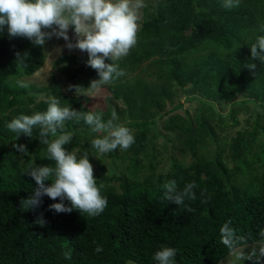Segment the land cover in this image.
I'll return each instance as SVG.
<instances>
[{
	"label": "trees",
	"instance_id": "16d2710c",
	"mask_svg": "<svg viewBox=\"0 0 264 264\" xmlns=\"http://www.w3.org/2000/svg\"><path fill=\"white\" fill-rule=\"evenodd\" d=\"M145 2L138 43L118 61L126 74L107 85L123 106L109 98L106 108H93L57 84L38 98L48 87L18 82L43 67L47 41L39 47L10 38L6 29L0 34V264H156L153 256L162 246L177 250L176 264H221L233 253L222 242V228L244 237L246 245L264 243V65L250 59L249 49L264 35L259 31L264 0H240L231 9L223 8L222 0ZM17 52L27 53L23 64L16 62ZM87 59L86 52L65 49L54 63L69 81L89 85L99 77ZM249 63L257 64L254 73L245 67ZM183 94L199 101L193 113L182 110ZM51 96L77 111L101 113L105 121L115 110L135 134L128 150L102 155L91 147L98 134L83 120L66 122L73 139L65 147L87 152L100 170L95 178L108 206L97 217L76 210L56 213L48 206L59 200L47 196L37 209L20 207L36 187L25 172L54 162L39 129L16 139L6 125L20 114L46 110ZM241 112H251L250 128L221 135L241 123ZM159 134L181 154L172 155L168 166L160 158ZM15 143L26 145L29 155L18 153ZM170 180L181 190L195 181L196 200L184 206L166 200L163 185ZM41 213L44 226L35 223Z\"/></svg>",
	"mask_w": 264,
	"mask_h": 264
},
{
	"label": "clouds",
	"instance_id": "9594fccd",
	"mask_svg": "<svg viewBox=\"0 0 264 264\" xmlns=\"http://www.w3.org/2000/svg\"><path fill=\"white\" fill-rule=\"evenodd\" d=\"M239 3L240 0H222L221 6L231 9L238 7ZM146 7L145 0H0V34L6 29L10 38H26L39 47H43L52 37L62 38L66 42L64 47L69 51L79 49L86 52V66L94 69L99 77L90 82L88 89L99 94L104 86L111 85L126 74L118 61L127 57L138 43L142 10ZM70 28L77 36L75 43L68 35ZM259 31L264 33V24ZM249 49L250 59L264 65V35H257ZM26 58L27 53H16V62L23 64ZM245 67L254 73L257 64L249 63ZM18 85L27 87L24 81H19ZM80 88L69 85L67 90L74 89L77 93ZM73 120H83L93 133L98 134L91 140V147L99 154H108L117 149L126 151L135 143L133 130L119 122L115 110L105 121L101 113L77 111L70 104H62L57 96L48 98L44 111L14 117L7 123V129L17 134L16 139L21 134L32 137L33 130L39 129L40 143L46 146L48 159L54 162V166L35 165L25 172L36 184L33 194L20 201V207L25 211L39 208L44 196L53 201L59 200L48 206L56 213L76 210L89 217H97L107 208L104 186L97 183L90 155L87 152L80 154L76 150L69 151L65 147L73 139V133L65 131V125ZM12 146L18 153L29 155L26 145L15 143ZM197 187L193 181L181 190L175 180H170L163 185L164 198L177 206H184L186 200H196L194 189ZM205 192L201 190V196ZM35 223L40 226L46 224L43 213ZM221 233L222 242L233 251L237 260L264 264V246L258 251L253 248L245 252L247 242L244 237H236L231 229L226 228H222ZM241 241L243 245H240ZM95 251L100 252L102 248L97 247ZM176 255L174 247L162 246L154 253L153 260L156 264H176ZM65 256L71 258L70 253Z\"/></svg>",
	"mask_w": 264,
	"mask_h": 264
},
{
	"label": "rangeland",
	"instance_id": "374dc122",
	"mask_svg": "<svg viewBox=\"0 0 264 264\" xmlns=\"http://www.w3.org/2000/svg\"><path fill=\"white\" fill-rule=\"evenodd\" d=\"M150 1H156V0H150ZM142 12H143V10H142ZM143 15H144V13H143ZM142 19H143V17H142ZM68 35H69L71 41L73 43H75L77 36H76L74 30L71 31L69 29ZM65 43L66 42L62 38L57 39L56 37H52L50 40H48L46 43V48H45V53L47 55V59L43 65V67L31 76L21 77L20 81L26 82L27 85H37V86H42V87H48L45 90H41L40 92H37L39 94L38 98H41V96L44 97V95L47 94L46 93L47 91H51L52 90V87H51L52 84H57L60 87L61 91L80 97L83 102H88L89 105L92 106L93 108H106L107 105L109 103H111L109 98H112L113 101H115L118 105L123 106V100L119 99L117 97L113 98L112 97L113 95L108 90L107 85L103 87L102 91L99 94H96V93H93L92 91H90L88 89L90 84L89 85L77 84V83H73V82L69 81L66 78V75L61 71L60 65H56L54 63L55 58L58 56V54L62 53L65 49H67L66 47H64ZM57 49H62V51H58ZM150 61H148L146 64H149ZM134 75H137V73H134ZM147 78L149 80L154 79V78H151L149 76H147ZM69 85H78V86H81L82 88H80V90L76 93L74 89L71 91L67 90ZM181 101H183V103H184V107L182 108V110L187 108V109H189V111L191 113H193L195 111V108L199 105L198 100H189L188 98H186V95H184V94L181 95ZM250 106H252V104H250ZM222 107H224V111H225V110H228L229 105L224 103ZM257 109H259V111H262L261 107H258ZM182 110H179V111H182ZM250 114H251V112L250 113L241 112L239 115L241 123L236 125V126H227L225 131H222V132L220 131V134L223 136L224 135H230V134L234 135V133L239 129L250 128V124L247 121V118L250 116ZM159 122H163V120L160 119ZM260 138H262V135H260ZM156 141H157L158 149L161 150L160 158H163V163H166L167 166L171 162V159H169V158L172 155L181 156V154L177 150H174L172 148V144H171L172 142L169 139H167V137L159 134ZM165 142H169L168 149L163 148V143H165ZM186 159L189 162L191 160V157L188 155L186 157ZM93 163L95 165L96 161L94 160ZM232 164H233V161H230V165H232ZM99 171L100 170L96 168L95 177L99 174ZM262 246H264V243L248 244V245L244 246V250H245V252H249L253 248H255L258 251L259 248ZM129 264H136V263L133 261H129ZM221 264H251V262L239 261L236 259V256L234 255V253H231L227 258L222 259Z\"/></svg>",
	"mask_w": 264,
	"mask_h": 264
}]
</instances>
